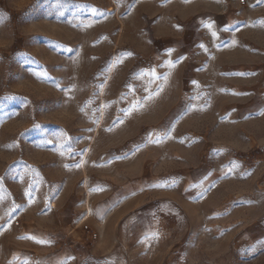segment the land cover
I'll return each mask as SVG.
<instances>
[{
    "label": "rangeland",
    "instance_id": "1",
    "mask_svg": "<svg viewBox=\"0 0 264 264\" xmlns=\"http://www.w3.org/2000/svg\"><path fill=\"white\" fill-rule=\"evenodd\" d=\"M228 2L254 24L217 37L219 0H0L8 264L44 229L65 264H264V106L230 122L210 84L244 51L264 80V0Z\"/></svg>",
    "mask_w": 264,
    "mask_h": 264
},
{
    "label": "crops",
    "instance_id": "2",
    "mask_svg": "<svg viewBox=\"0 0 264 264\" xmlns=\"http://www.w3.org/2000/svg\"><path fill=\"white\" fill-rule=\"evenodd\" d=\"M203 11L206 12V18L203 19V23L206 24V26H211L207 34L213 35V33H215L217 37L224 34L235 36L238 34L235 28L241 26L251 27L254 24L251 20H255V9L252 8L249 2L242 6L238 2L230 3L228 0H219L216 8L208 7ZM240 12H242L243 15H240ZM213 28L216 29L214 30ZM225 28H227L226 31ZM230 28H233V31H230ZM191 29L192 30L189 31L183 30L178 37L181 38L185 36V34H188L194 38V35L198 33V29L194 26ZM242 54L249 61L252 59L253 67L248 65L218 68L216 72V84L213 82L210 83L211 85H216V90L218 92L217 98L221 101L220 107L227 108V119L234 123L241 122L242 118L256 116L258 112V102L259 106H264V87H262L264 80L263 77L260 76L261 73L259 72L258 74L255 63L256 56L250 51H244ZM248 64H251V62ZM206 71V73H209V70ZM183 74L184 73H181V75ZM181 75L179 77L180 80H182ZM46 215L49 217L50 214L47 213ZM48 231L44 229V251L40 254L42 257L30 264H65L63 261L65 247L61 243L55 245L57 240H53L50 230ZM3 255L4 254L0 252V264H4V262L8 264L9 255H4V259H2Z\"/></svg>",
    "mask_w": 264,
    "mask_h": 264
},
{
    "label": "snow or ice",
    "instance_id": "3",
    "mask_svg": "<svg viewBox=\"0 0 264 264\" xmlns=\"http://www.w3.org/2000/svg\"><path fill=\"white\" fill-rule=\"evenodd\" d=\"M207 27H211L210 25H207ZM213 35H215V33H213ZM172 50L170 49L169 50V52H171ZM128 55H131V53H128ZM176 62H179V58L177 59V61ZM169 66H171V67H174V62H169ZM77 167H79V165H76ZM29 238H31V237H29ZM37 242H40V243H43V241H37Z\"/></svg>",
    "mask_w": 264,
    "mask_h": 264
}]
</instances>
